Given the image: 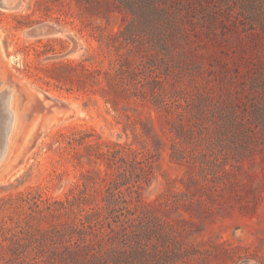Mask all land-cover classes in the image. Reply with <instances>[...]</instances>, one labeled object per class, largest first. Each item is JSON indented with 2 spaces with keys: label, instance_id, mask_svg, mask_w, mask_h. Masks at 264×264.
<instances>
[{
  "label": "rangeland",
  "instance_id": "374dc122",
  "mask_svg": "<svg viewBox=\"0 0 264 264\" xmlns=\"http://www.w3.org/2000/svg\"><path fill=\"white\" fill-rule=\"evenodd\" d=\"M44 1L0 8V91L12 92L18 115L0 165L1 226L23 223L41 199L68 201L73 209L103 207L104 190L115 173L98 154L114 144L141 147L130 129L124 134L125 120L105 102L100 92L104 83L83 85L80 68H109L114 54L101 51V37L118 32L124 16L128 21L132 16L122 8L88 25L76 14L61 17L60 35L27 37L25 32L39 23L54 24L57 7L46 13ZM65 11L78 9L72 1ZM167 12V26L151 22L145 37L138 38L140 50L156 70H169L171 80L208 94L202 125L210 134L218 137L220 132L212 121L215 108L252 123L251 149L237 168L208 171L201 163L208 143L197 140L185 148L196 162L189 172L169 156L167 121L150 104L131 107L128 113L153 124L164 145L154 158V179L137 210L126 217L145 228L148 248L162 257L160 264L264 263V131L259 115L264 106V0H169ZM164 28L168 32L163 35ZM157 38L167 42L157 45ZM119 40L122 54L136 55ZM152 85L148 94L162 96L163 90ZM32 95L64 107L31 114L22 101ZM168 116L169 123L176 119ZM234 148L222 157L235 160L242 147ZM190 177L197 184H188ZM113 209L107 221L119 227L113 215L123 219L119 214L127 212L119 204Z\"/></svg>",
  "mask_w": 264,
  "mask_h": 264
},
{
  "label": "trees",
  "instance_id": "16d2710c",
  "mask_svg": "<svg viewBox=\"0 0 264 264\" xmlns=\"http://www.w3.org/2000/svg\"><path fill=\"white\" fill-rule=\"evenodd\" d=\"M72 1L78 12L69 14L65 9L71 6ZM54 7L58 11L54 20L57 26L63 20L61 17L65 19L76 14L88 21V25H93L97 18H109L112 13L121 12L122 8L132 16L130 21L127 15L124 16V25L118 32L101 37V51L106 49L114 54L109 68L90 69L84 65H80V68L86 78L83 85L88 81L104 83L100 92L105 102L125 120L124 134L130 129L141 147L131 149L130 145L114 144L108 146L104 153L98 154L106 168L115 173L104 190L103 207L73 209L67 206L68 201L41 199L36 210H32L35 214H27L23 223L0 225V264H160L162 257L148 248L150 235L145 228L135 226L132 219L126 216L133 215L130 213L137 210L142 193L154 179V158L160 155L164 143L153 124L131 116L129 109L150 104L167 121L168 126L164 130L171 138L169 156L184 165L189 172L196 162L186 155L185 148L196 145L197 140L208 143V151L201 162L203 169L218 171L227 165H230L231 170L237 168L250 152L248 145L252 123L244 117L240 119L236 114L223 116L218 112L219 108H215L211 115L212 121L220 127V132L218 137L214 133L210 134L202 125L206 117L204 111L207 110L208 94L186 89L180 84V79L171 80L169 70H156V66L150 64L145 53L140 50L138 38L145 37L149 23L158 25L160 22L162 26H167L169 0L44 1L46 13ZM181 22L179 19L178 28L182 27ZM165 29H162L161 34L164 35ZM170 30L174 33L173 27ZM119 39L124 40L128 51H134L136 55L122 54L119 51ZM166 42L164 38H157L155 43L164 46ZM149 84L161 88L162 96L148 94ZM259 109L264 131V106ZM168 115L170 119L171 115H175L176 119L172 118L169 123ZM258 123L255 126H261ZM235 146L242 147L235 160L222 157L234 151ZM188 184H197V180L190 177ZM118 204L127 214H119L123 219L113 215L121 224L114 227L107 219H110L115 211L113 208ZM178 257L173 255L171 259L176 260Z\"/></svg>",
  "mask_w": 264,
  "mask_h": 264
},
{
  "label": "water",
  "instance_id": "95a60500",
  "mask_svg": "<svg viewBox=\"0 0 264 264\" xmlns=\"http://www.w3.org/2000/svg\"><path fill=\"white\" fill-rule=\"evenodd\" d=\"M24 0H0V8L1 9H15L20 7L23 4ZM62 33L60 27L52 23H39L32 28L28 29L25 34L27 37L37 38V37H50L57 36ZM33 97H26L23 99L22 103L25 104L30 113H50L55 109L64 107V105L58 101L50 99L44 95H32Z\"/></svg>",
  "mask_w": 264,
  "mask_h": 264
},
{
  "label": "bare ground",
  "instance_id": "6f19581e",
  "mask_svg": "<svg viewBox=\"0 0 264 264\" xmlns=\"http://www.w3.org/2000/svg\"><path fill=\"white\" fill-rule=\"evenodd\" d=\"M17 116L14 111V97L12 92L7 89L0 91V165L4 160L10 134L14 131L18 121Z\"/></svg>",
  "mask_w": 264,
  "mask_h": 264
}]
</instances>
